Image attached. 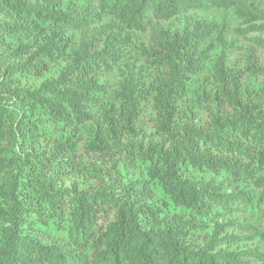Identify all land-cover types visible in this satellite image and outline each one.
Here are the masks:
<instances>
[{
  "label": "rangeland",
  "instance_id": "1",
  "mask_svg": "<svg viewBox=\"0 0 264 264\" xmlns=\"http://www.w3.org/2000/svg\"><path fill=\"white\" fill-rule=\"evenodd\" d=\"M232 1L252 7L258 15L235 7L192 11L169 21H154L145 32L123 31L128 45H123L118 61L110 69L97 75L105 92L98 98V105L89 110L91 121L67 126L52 121L30 95L44 83L57 80L69 67L72 54L90 36L96 33L95 46H102L109 33L118 32L121 25L109 16L98 15L97 8L86 0H0V213L8 215L14 202L35 209L59 189L110 193L138 208L151 206L162 227L180 221L198 226L187 239L194 248H204L224 226L216 251L240 254L252 250L264 254V240L255 233H264V203L259 201L255 185L264 172H257L255 180L236 182L227 175L219 177L183 167L185 179L209 184L221 194L250 199V205L232 212L212 208L208 217L176 207L160 183L148 175L147 160L170 150L186 130L214 131L246 115L264 122V0ZM15 2L62 13L69 10L75 20L88 16L92 24L77 30L41 21L19 9L18 4L13 6ZM206 27L209 32L205 33V41L192 46L191 51L199 70L189 75L186 88L175 94V114L165 122L156 108V90L166 84L169 70L151 55L156 50L157 32L183 34L197 28L199 32L207 31ZM53 38L67 46L65 51L54 53L51 59H36L31 65L45 69L31 71L26 66L29 58ZM131 79L138 81L140 90V106L134 111L121 95L122 85ZM26 114L30 122L22 128L20 118ZM61 144L69 148L64 151V159L69 161L65 164L53 156ZM52 165H59V169ZM118 184L125 188L115 190ZM129 184L144 186L147 197L132 199L125 192ZM114 220L112 213L110 222ZM8 227L0 223V247L2 232ZM29 230L46 245L72 251L66 227L53 231L47 222L37 219ZM239 262L262 264L250 256H242Z\"/></svg>",
  "mask_w": 264,
  "mask_h": 264
},
{
  "label": "trees",
  "instance_id": "2",
  "mask_svg": "<svg viewBox=\"0 0 264 264\" xmlns=\"http://www.w3.org/2000/svg\"><path fill=\"white\" fill-rule=\"evenodd\" d=\"M86 1L97 8L98 15L113 18L122 29L109 33L102 46H95L97 34L94 33L72 54L69 67L57 80L44 83L30 95L52 121L67 126H80L91 121L89 110L98 105V98L105 92L97 75L110 69L111 64L118 61L123 45H128V37H124L123 31L145 32L154 21H169L192 11L235 7L258 15L252 7L232 0ZM16 4L41 21L62 23L77 30L92 24L88 16L75 20L69 10L62 13L36 4L15 2L13 6ZM198 28L183 34L157 32L153 46L156 50L151 55L157 64L169 70L166 84L156 90V108L165 122L175 114V94L184 90L189 75L199 70L191 57L192 46L205 41L209 29L206 27L203 29L207 31L199 32ZM66 47L53 38L39 47L26 66L31 71H43L45 66L31 64L44 56L51 59L54 53L63 52ZM41 73L37 72V75ZM139 91L138 81L133 79L122 85L121 95L133 111L140 106ZM29 122L26 114L19 124L27 128ZM62 146L53 156L58 163L65 164L69 161L64 159V151L69 148ZM147 161L148 175L160 183L176 207L202 217H208L212 208L232 212L239 206L250 205V199L221 194L209 184L185 179L182 168L189 166L219 177L227 175L236 182L255 180L257 172H264V122L246 115L227 121L214 131L186 130L170 150ZM52 167L59 169V165ZM255 185L259 189V201L264 203V177H259ZM123 188L125 185L118 184L115 190ZM126 188V194L132 199L148 195L145 187L139 184H129ZM137 208L138 205H129L110 193H69L63 189L48 194L35 209L14 202L8 215L0 213V223L9 226L2 232L0 264H240L242 256H250L264 264V254L256 251L240 254L216 251L217 243L221 242L218 235L222 234L224 226L215 232L209 244L197 249L187 239L198 226L180 221L162 227L159 215L151 206ZM112 213L115 220L110 222ZM37 219L47 222L53 231L66 227L72 251L37 240L29 230ZM255 233L264 240V233Z\"/></svg>",
  "mask_w": 264,
  "mask_h": 264
}]
</instances>
